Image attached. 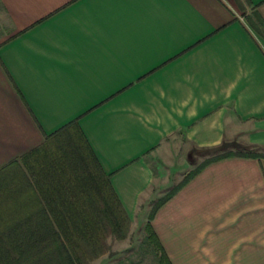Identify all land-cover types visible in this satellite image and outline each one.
I'll use <instances>...</instances> for the list:
<instances>
[{
  "label": "crops",
  "instance_id": "1",
  "mask_svg": "<svg viewBox=\"0 0 264 264\" xmlns=\"http://www.w3.org/2000/svg\"><path fill=\"white\" fill-rule=\"evenodd\" d=\"M68 126L146 225L213 148H264V0H0V172ZM150 225L171 264H264V159L207 164Z\"/></svg>",
  "mask_w": 264,
  "mask_h": 264
},
{
  "label": "trees",
  "instance_id": "2",
  "mask_svg": "<svg viewBox=\"0 0 264 264\" xmlns=\"http://www.w3.org/2000/svg\"><path fill=\"white\" fill-rule=\"evenodd\" d=\"M74 130L63 128L23 156L26 173L0 172V264H86L108 251V236H127L129 220ZM61 136L63 143H56ZM227 147L213 148L211 158L153 205L144 229L158 264H171L150 225L163 203L211 162L236 155L264 159V153L234 154Z\"/></svg>",
  "mask_w": 264,
  "mask_h": 264
},
{
  "label": "rangeland",
  "instance_id": "3",
  "mask_svg": "<svg viewBox=\"0 0 264 264\" xmlns=\"http://www.w3.org/2000/svg\"><path fill=\"white\" fill-rule=\"evenodd\" d=\"M239 17L245 21L246 14H239ZM256 148H250L243 143L231 142L226 148V152H232L234 154L241 152L242 150L246 152H260L264 153V148H258L259 151L255 150ZM176 180L174 179L173 182ZM170 180V184H171ZM166 182L161 186V189L166 186ZM173 187L175 184L172 185ZM172 188L167 189L170 191ZM165 190L159 197L165 196ZM156 202H153V205ZM151 207V208H152ZM150 213V212H149ZM147 224V223H146ZM145 225H135L130 228L127 236L122 239H116L114 236H108L106 238V245L108 251L103 254L105 257L102 258V255L99 258H96L92 261L87 262L86 264H158V256H156V250L152 244L146 242L147 232L145 231ZM110 244V246H109ZM102 258V259H100ZM264 261V260H263Z\"/></svg>",
  "mask_w": 264,
  "mask_h": 264
}]
</instances>
